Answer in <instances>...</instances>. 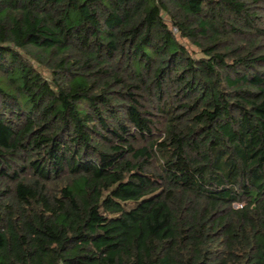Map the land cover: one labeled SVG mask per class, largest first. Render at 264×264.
<instances>
[{
  "label": "trees",
  "instance_id": "obj_1",
  "mask_svg": "<svg viewBox=\"0 0 264 264\" xmlns=\"http://www.w3.org/2000/svg\"><path fill=\"white\" fill-rule=\"evenodd\" d=\"M0 264H264V0H0Z\"/></svg>",
  "mask_w": 264,
  "mask_h": 264
}]
</instances>
